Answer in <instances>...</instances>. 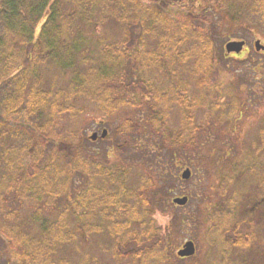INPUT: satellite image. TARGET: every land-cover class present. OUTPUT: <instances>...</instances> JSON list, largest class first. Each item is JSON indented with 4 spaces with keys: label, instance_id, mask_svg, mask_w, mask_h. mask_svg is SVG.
Masks as SVG:
<instances>
[{
    "label": "trees",
    "instance_id": "trees-1",
    "mask_svg": "<svg viewBox=\"0 0 264 264\" xmlns=\"http://www.w3.org/2000/svg\"><path fill=\"white\" fill-rule=\"evenodd\" d=\"M142 1L0 0V203L8 201L1 198L4 187L5 191H17L16 202L26 198L32 204L28 209H35L28 220L22 219L17 211L0 214V239L6 238L1 240L0 257L6 264H70L79 251L84 258L78 264H89V256L81 251L80 239L89 241L91 235L108 238V249L117 259L131 257L136 262L143 256L142 264L185 260L176 256L175 251L179 237L195 219L185 220L170 202L175 186L165 178L166 163L188 157L191 148L198 155L203 144L196 139L184 141L181 130L169 129L167 117L157 103L161 94H157L147 73L154 69L171 77L174 66L192 63L191 74L199 76L198 82L204 84L206 77L221 73L224 68L237 70L231 62L239 69L242 59L228 56L222 45L226 40L245 41L262 32L264 35V0ZM108 23L132 37L106 44L99 50L97 38ZM145 42L152 43L149 46L152 51ZM255 60L249 59L253 79L244 78L246 88L237 89L242 94H233L236 90L233 87L231 92H220L216 99L213 94L203 97L204 104L213 98L209 106L216 114V123L235 127L254 103L264 102L252 85L255 76L264 71V64ZM44 63H53L71 76L49 105L52 118L41 125L43 116H38L39 120L35 116L40 128L36 127L38 134L33 135L49 137V128L57 114L73 111L74 104L81 100L100 104L109 119L126 107L137 110L134 117L113 127L110 133L105 129L107 136L116 140L124 137V144L134 150L136 158L133 155L122 159L111 168L99 167L95 173L107 180L104 186L91 181L86 186L78 183L72 196L74 175L69 164L76 160L80 150L77 144L82 139L77 144L69 139L57 144V152L66 162L64 168L37 166L34 172L25 169L14 174L11 152L16 148L13 139L18 136H10L7 126L16 117L14 110L23 109L26 102L32 118L40 109L46 110L49 95L40 87L43 80L36 67ZM24 94H28L27 99ZM177 94L179 99H184L186 88L178 89ZM144 108H147L146 118H136L138 110ZM144 131L155 134L159 143L152 147L137 143ZM259 138L254 147L242 151V163L234 159L235 147L231 146L214 162L210 157L203 160L204 166L210 164L218 171L210 177L216 182L210 189L217 193L219 201L201 208L197 225L209 229L205 227L208 222L210 231L216 228L210 242L221 247L226 259L232 249L248 247L252 242L250 237L244 239L239 235L238 221H255L264 212V125ZM165 149L167 154H162ZM138 168L144 171V180L132 185L129 172ZM230 170L236 180L255 176L258 183L241 198L239 192L227 199L230 183L235 180L229 177ZM42 206L58 208L61 212L57 220L43 219ZM157 211L173 216L163 229L152 219ZM35 227L38 233H33ZM71 247L74 253L70 252ZM5 254L9 256L7 259ZM244 260L247 259H241V263L247 264Z\"/></svg>",
    "mask_w": 264,
    "mask_h": 264
},
{
    "label": "rangeland",
    "instance_id": "rangeland-1",
    "mask_svg": "<svg viewBox=\"0 0 264 264\" xmlns=\"http://www.w3.org/2000/svg\"><path fill=\"white\" fill-rule=\"evenodd\" d=\"M173 10L175 11V9ZM130 37H132V34H126L108 23L103 27L102 31H100V36L97 38V45L100 47L98 49H103L106 44L128 40ZM147 38L148 37H146V39ZM142 39L143 38H141V40ZM257 40H260L264 45L263 32L259 35L252 36V38L246 39L245 41L247 44L242 53L227 54L225 52L228 56L242 59V63L239 64V69L236 63L231 62L235 65L234 68L237 70L232 71L233 67L224 68L222 70L223 72L211 74V76L206 77L204 84L198 82L199 76H193L191 74L193 71L192 63L177 64L174 66V75L172 73L171 77L160 74V72L154 69H150L147 73L148 77L153 81L151 82L154 84L157 94L158 92L161 94L157 103L160 112L167 117L166 121L169 129L174 132L181 130L184 141L196 139L198 143L203 144L202 147L198 148V155L195 148H191L189 149L188 157L176 158L175 162L167 160L166 163L165 178L170 185L173 184V186H175L170 196V202L172 203V200L176 197L188 196L190 200L186 206L177 207L176 211L183 216L185 220L190 217L196 220L193 221L192 225L185 228L182 237H179L180 244L175 251V255L177 256V251L182 248L183 244L187 241H193L197 247V252L194 255L195 257L193 256L192 259L185 258V260L173 259L170 264H243V262L241 263L240 261L241 259H247L246 261L244 260L247 264H264V212L259 214V218L255 221H252L251 218V220L247 219L244 221L241 219L238 221L239 226L237 232L244 239L250 237L252 242L248 247H237L232 249L229 252V256H227L228 259H226L221 247H217L211 243L213 242V235L216 228L214 227L210 231V224L208 222H206L205 227L207 226L209 229H205L199 226V224L197 225L201 208H206L210 204L212 205L213 202L219 201L217 193L210 189L211 186L216 183L213 179H210V177L216 176L218 171L212 168L210 164L204 166L203 160L210 157L214 162L215 159H219L218 156H221L225 148L235 147V149L232 148L233 156H235L234 159L238 161V164L240 162L242 163V151L254 147V144L260 140V131L263 129L264 125V102L254 103L255 105L253 108L246 112L242 120L235 123V127L233 126L232 128L230 125L216 123V114H213L209 106V103L214 102L213 98L216 99L220 92L224 91L226 93L228 90L231 92L233 87L234 89L236 88L233 94H242L238 93L237 89L239 87L246 88L247 84L244 83L243 79L246 77L253 79V77H250L253 69V66L249 63L251 57L256 58L255 61L258 59V61L264 64V55L258 54L264 51L257 52L254 48V42ZM230 41L226 40L223 43V50L225 45ZM132 43H134L133 38ZM150 43L146 44L145 42V45L148 47L149 51H152L153 49L149 48V46L152 45V43ZM36 67L43 80L40 87L43 88L45 92H48L47 95H49L47 101L48 105L46 110L40 109L37 111L33 115V118L28 113V102L23 105V109L20 107L14 110L16 117L11 118L7 126L8 129L6 128L10 131V136L15 134L18 136V139H13L16 148L11 152L14 174H19L25 169L30 170V173L34 172V167L37 166H52V168H54V166H59L64 168L66 162L64 161L63 155L57 152V144L63 139H69L77 144V140L79 139L80 141V139H82L83 142L79 145L77 144L80 150L76 156V160H72V164H69L73 171L70 170L74 175V186L71 189L72 196L76 194L75 187H78V183H82L81 185L84 184V186H86V182L88 184V182L91 181L97 186H104L107 184V180L103 176H98L95 173L99 167L111 168L122 159L125 160L133 155V158L136 157L133 149H127L128 145L124 144V137L116 140L111 136L102 138L101 134L105 129L110 133L113 127L120 125L127 118L134 117V112L137 110L126 107L118 111L119 113L112 119H109L100 104L89 100H81L74 104L75 109L73 111L57 114L52 122V126L49 128V137L39 138V136H35L38 134L36 127L40 128V125L34 121L35 116L38 120V116H43L40 122L41 125H45L48 119L52 118H50L51 111L49 110V105L58 90L67 84L71 73L68 72L67 75H65L64 72L53 63L39 64ZM28 68L30 69V67ZM182 82L185 85H183ZM178 85L179 88H177ZM252 85L257 91V94L264 100V71L259 72L255 76ZM183 88H186L187 94H184V99L182 98V100L179 99L177 91ZM209 94H213V98L211 97L208 100V104L202 103V101L205 102L203 97ZM24 95L27 99L28 94ZM248 97L249 96H245V98ZM137 113L138 116H136V118L145 119L147 108L142 109V111L138 110ZM93 134L98 135L95 141L91 140ZM137 140V143L146 144L149 147H152V145L154 146L155 143H159V139L155 134L146 131L141 133ZM32 142L36 143V147L33 146ZM10 144H12V142H10ZM162 154H167V150L165 149ZM199 156L202 158L200 159ZM187 168L191 169L193 175L190 180L185 181L182 179L181 175ZM225 172H228V169L227 171L225 170ZM229 172L231 173V170ZM144 175V171L138 168L131 169L128 177L132 185H138L144 180ZM231 176L233 178L235 177V180L230 183L229 187L231 190L227 192V199H230L235 194L237 195L239 192L240 195H238V198H241L250 191L252 185L255 186L258 183V179L255 176L252 179L251 177H241L239 180H236V176H233L232 173L229 177L232 178ZM12 177L16 180L19 179L17 176ZM233 185L235 187L232 190ZM17 187H19V183ZM3 189H1V198H7L8 201L4 204L0 203V214H7L9 211L14 213L17 211L22 219L28 220L27 218L30 216V213L35 210L34 208L33 210L30 209V207L28 209V206L32 204L27 203L28 200H25L26 198H23V202L21 203L16 202L14 199L17 198V191L14 192V189L5 191V189ZM18 193L20 194L23 192L19 191ZM205 199L206 201L204 202L203 200ZM207 200L210 203L207 204ZM60 212L58 208H46L42 206L41 215L43 219L54 222L57 220ZM172 217L171 213L161 211H157L152 215V219L155 221L156 226L162 229L168 226ZM23 223H25V221ZM32 230L33 233H38L37 227ZM178 233H180V231H178ZM5 239L4 237L0 239V247H2L1 240ZM108 240L109 239L104 235H91L89 241L86 238L80 239V244L82 246L81 251L85 252L87 258L89 256V264H139V262L142 264L144 262L143 256L137 259L136 262L132 260L131 257H121L117 259L115 254L108 249ZM70 252H75L73 247H71ZM81 253L82 252L79 251L73 260H70V264H78V261L84 258ZM3 256H6V259L9 257L7 254ZM2 259L1 256L0 264H6ZM10 264H14V262Z\"/></svg>",
    "mask_w": 264,
    "mask_h": 264
},
{
    "label": "water",
    "instance_id": "water-1",
    "mask_svg": "<svg viewBox=\"0 0 264 264\" xmlns=\"http://www.w3.org/2000/svg\"><path fill=\"white\" fill-rule=\"evenodd\" d=\"M245 46V41H231L226 44L225 50L228 54L236 53L240 54L243 51V48ZM254 47L257 52L264 51V45L261 44V41H256L254 44ZM107 136V131L104 130L102 133V138H105ZM91 140L95 141L97 140V134H94L91 136ZM182 179L183 180H189L192 176L191 170L186 169L182 173ZM174 204L178 206H185L188 203V197H178L173 200ZM196 254V246L193 241L186 242L183 247L177 252V255L180 258H190Z\"/></svg>",
    "mask_w": 264,
    "mask_h": 264
}]
</instances>
